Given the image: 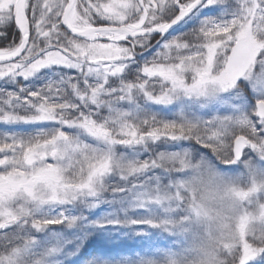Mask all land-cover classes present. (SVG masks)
<instances>
[{
	"label": "snow or ice",
	"instance_id": "snow-or-ice-1",
	"mask_svg": "<svg viewBox=\"0 0 264 264\" xmlns=\"http://www.w3.org/2000/svg\"><path fill=\"white\" fill-rule=\"evenodd\" d=\"M0 264H264V0H0Z\"/></svg>",
	"mask_w": 264,
	"mask_h": 264
}]
</instances>
